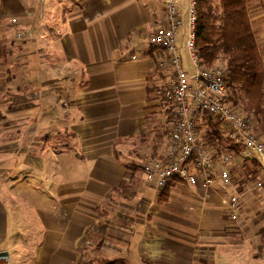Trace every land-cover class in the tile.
Returning a JSON list of instances; mask_svg holds the SVG:
<instances>
[{"label": "crops", "instance_id": "1", "mask_svg": "<svg viewBox=\"0 0 264 264\" xmlns=\"http://www.w3.org/2000/svg\"><path fill=\"white\" fill-rule=\"evenodd\" d=\"M247 8L264 55V0ZM165 22L164 0H0V264H264V189L243 188L244 152L230 188L217 166L208 187L146 178L171 142L173 74L149 43ZM212 128L218 158L230 127Z\"/></svg>", "mask_w": 264, "mask_h": 264}, {"label": "built area", "instance_id": "2", "mask_svg": "<svg viewBox=\"0 0 264 264\" xmlns=\"http://www.w3.org/2000/svg\"><path fill=\"white\" fill-rule=\"evenodd\" d=\"M166 22L156 27L149 36V43L155 48L164 49L173 74L166 98L171 104L169 112L172 118L171 142L163 158L149 159L143 164L146 178L155 181L159 188H164L172 179L179 177L189 185H196L200 174H204L203 186L212 182L211 173L218 167L220 179L228 187L238 185L236 176L231 171L239 151L247 155L249 162L257 160L261 171L253 177L256 189H264V139L256 127L257 121L249 111L234 106L227 99L226 68L221 64L207 66L198 57L195 47V24L197 11L195 1L190 6L187 47L195 69L187 72L182 65V58L177 46L179 29L183 19L179 0H164ZM9 22L16 24V18ZM17 38L24 33L17 32ZM214 120L219 125L229 126L230 146L219 148L218 158L201 140L200 124ZM240 193H234L227 204L230 219L239 218Z\"/></svg>", "mask_w": 264, "mask_h": 264}, {"label": "trees", "instance_id": "3", "mask_svg": "<svg viewBox=\"0 0 264 264\" xmlns=\"http://www.w3.org/2000/svg\"><path fill=\"white\" fill-rule=\"evenodd\" d=\"M196 11L195 47L199 59L207 66L220 64L217 60L226 62V99L252 113L256 129L264 139V55L250 20L247 0H197ZM206 122L210 127L216 125L214 120ZM217 131H208V144H223ZM246 165L247 170H253V177L261 171L257 160Z\"/></svg>", "mask_w": 264, "mask_h": 264}, {"label": "rangeland", "instance_id": "4", "mask_svg": "<svg viewBox=\"0 0 264 264\" xmlns=\"http://www.w3.org/2000/svg\"><path fill=\"white\" fill-rule=\"evenodd\" d=\"M12 24V23H11ZM16 24H18V22L16 23ZM184 32H185V28L182 26L181 28H180V30H179V34H180V36H181V38H182V36H183V34H184ZM181 41H182V39H181ZM181 41H180V45H181ZM186 42V41H185ZM182 55H183V66H184V68H186L187 66H192L193 67V64L191 63V61L188 59V54H187V50H186V48H185V46H184V50H183V53H182ZM191 67V69L193 70V68ZM190 71V70H189ZM2 117V114L0 113V118ZM208 131H211V130H213V128L211 127V130H210V128L209 129H207ZM205 129H203L202 130V133H201V140H202V142L204 143V142H209L208 140H207V137L205 136ZM206 137V138H205ZM149 160V159H148ZM146 161V160H145ZM243 175H245V178L246 179H248L247 181H251V180H253V170L251 169V168H248V170L246 171L245 170V168H244V170H243ZM252 173V174H251ZM262 190H259L257 193H260ZM125 224H127V223H125ZM89 264H96V262L94 263L93 261H91Z\"/></svg>", "mask_w": 264, "mask_h": 264}, {"label": "water", "instance_id": "5", "mask_svg": "<svg viewBox=\"0 0 264 264\" xmlns=\"http://www.w3.org/2000/svg\"><path fill=\"white\" fill-rule=\"evenodd\" d=\"M9 259V253L6 251H0V261L2 260H8Z\"/></svg>", "mask_w": 264, "mask_h": 264}]
</instances>
